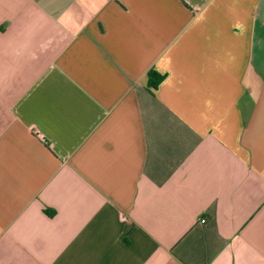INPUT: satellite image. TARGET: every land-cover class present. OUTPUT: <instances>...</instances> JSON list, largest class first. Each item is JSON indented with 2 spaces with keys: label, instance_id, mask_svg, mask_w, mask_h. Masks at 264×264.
Returning <instances> with one entry per match:
<instances>
[{
  "label": "crops",
  "instance_id": "crops-1",
  "mask_svg": "<svg viewBox=\"0 0 264 264\" xmlns=\"http://www.w3.org/2000/svg\"><path fill=\"white\" fill-rule=\"evenodd\" d=\"M0 264H264V0H0Z\"/></svg>",
  "mask_w": 264,
  "mask_h": 264
},
{
  "label": "trees",
  "instance_id": "trees-1",
  "mask_svg": "<svg viewBox=\"0 0 264 264\" xmlns=\"http://www.w3.org/2000/svg\"><path fill=\"white\" fill-rule=\"evenodd\" d=\"M153 74H154V72H151V71L148 72V82L151 85H154L155 82L159 79V77L157 75L155 77H153ZM42 210L48 215H52L54 212V209L48 208L45 206L42 208Z\"/></svg>",
  "mask_w": 264,
  "mask_h": 264
},
{
  "label": "built area",
  "instance_id": "built-area-1",
  "mask_svg": "<svg viewBox=\"0 0 264 264\" xmlns=\"http://www.w3.org/2000/svg\"><path fill=\"white\" fill-rule=\"evenodd\" d=\"M199 220H200V221H203V220H204V218L200 217V218H199Z\"/></svg>",
  "mask_w": 264,
  "mask_h": 264
}]
</instances>
